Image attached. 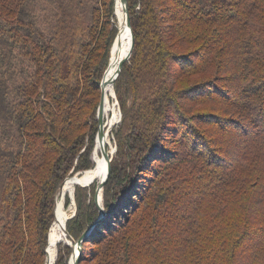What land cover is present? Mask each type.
I'll list each match as a JSON object with an SVG mask.
<instances>
[{
    "label": "trees",
    "instance_id": "trees-1",
    "mask_svg": "<svg viewBox=\"0 0 264 264\" xmlns=\"http://www.w3.org/2000/svg\"><path fill=\"white\" fill-rule=\"evenodd\" d=\"M126 3L133 48L113 83L121 120L105 214L90 183L104 159L76 182L90 184H75L59 231L76 240L92 226L77 264L88 243L94 264H264V0ZM112 7L0 0V264H44L53 240L54 258V205L57 218L72 177L61 183L92 166ZM186 74L203 76L176 87ZM70 251L62 244L53 264Z\"/></svg>",
    "mask_w": 264,
    "mask_h": 264
},
{
    "label": "rangeland",
    "instance_id": "rangeland-1",
    "mask_svg": "<svg viewBox=\"0 0 264 264\" xmlns=\"http://www.w3.org/2000/svg\"><path fill=\"white\" fill-rule=\"evenodd\" d=\"M113 12H112V19H111V24L112 25H114V26H116V28H117V31H118V27H117V17H116V15H115V0H113ZM120 24L121 23H119L118 24V26H119V28H120ZM117 34V33H116ZM115 37H116V35H115ZM115 37H114V39H115ZM114 39H113V41H114ZM113 43V42H112ZM184 48L185 47H187V48H190L191 46L190 45H186V46H183ZM110 55H111V48H110V52H109V63H110ZM120 56H121V51H120ZM109 68H110V65H108V68H107V70H106V72L108 73V70H109ZM105 71V70H104ZM107 73H105V78H106V76H107ZM103 74H104V72H103ZM206 75V74H205ZM200 76H203L202 74H197V75H194V74H192V75H190V74H186V75H181L180 77H178L177 79H176V83H175V86L176 87H179L180 85H182V84H187V83H190V81H193V79H195L196 77H200ZM102 77H103V75H102ZM112 86V93H111V95L109 96L108 94H107V92H106V89H105V91H104V115L106 114V116H104V122H106V125H107V121H108V118L110 117V115L112 114V107H111V105L112 104H116L117 105V108H118V111H120V106H119V103H118V100H117V97H116V93H115V89H114V85H111ZM113 95V96H112ZM97 112V111H96ZM120 113H121V111H120ZM120 120H121V116H118V118H116L115 120H114V123L112 124V125H108V126H105V134L108 136V140H109V142L107 141L106 142V150L109 152V155H110V162L112 161V159L114 158V156L116 155V150H117V143H116V139H115V135H114V132H115V127L119 124V122H120ZM229 132V131H228ZM230 133V135H232L233 134V132L231 131V132H229ZM106 135H105V137H106ZM101 141H94V145H95V147H96V144H98V145H100L99 143H100ZM94 145H93V148H92V150H91V153H90V158H91V161H92V166L90 167V168H92L94 165H95V158H94V155H93V149H94ZM198 151L199 152H201V153H203V154H206V150L205 149H198ZM232 158V157H231ZM110 162H109V164H110ZM155 164L156 165H159V160H156L155 161ZM100 165V164H99ZM89 169V168H88ZM82 171H84V170H79V171H76V172H73L72 174H70V175H67L64 179H63V181H62V183L61 184H63V182L65 181V179L68 177V176H71V177H73L77 172H82ZM147 172H149V171H147ZM151 173V172H150ZM79 174V173H78ZM147 179V175H145V178H140V180H138V184L139 185H136L135 187L137 188V189H141V187H142V185L144 184V183H147L146 180ZM79 181V180H78ZM92 183L94 182L96 185H97V180H92L91 181ZM137 183V182H136ZM75 184H76V182H74V187H75ZM76 185H78V184H76ZM80 186H82V185H80ZM73 190H74V188H73ZM121 191H122V189H121ZM58 192V191H57ZM102 192H103V187H102V189L98 192V195H100V197H101V203H102ZM95 194H96V187H95V193H94V197H95ZM57 195V194H56ZM131 195H133V193L131 194ZM55 199H56V197H55ZM62 207L64 208V210L68 213V217H70L71 216V214L74 212L75 213V210H76V203H75V199H74V191H73V197H72V194L71 193H69V192H66L65 193V195H64V198H63V201H62ZM103 208V207H102ZM54 210H55V205H54ZM105 214V212L103 213V215ZM125 214L126 215H128V214H130V213H128V212H125ZM99 215H101V214H99ZM102 215V216H103ZM101 216V217H102ZM131 216L132 217H134L135 216V214L134 213H132L131 214ZM130 216V217H131ZM99 220V219H98ZM54 221V220H53ZM53 221L51 222V224H50V226H49V229H48V233H50V230H51V228H52V223H53ZM59 227H60V223H59V226H58V229H57V231H58V234L57 235H63V237H62V239H60V240H58L57 242H56V245H55V258L57 257V253H58V249H59V247H61L62 246V244H67L66 243V240H72V238L70 237V236H66V234H65V231L63 232V231H59ZM47 236H48V234H47ZM74 240V239H73ZM48 241V240H47ZM59 243H61V246H58L59 245ZM47 245H48V242H47V244H46V247L45 248H47ZM70 247H71V251H70V253H69V255L67 256V258H66V260H65V262H66V264H69V262H70V258H71V253H72V250H73V244H68ZM96 244H90V243H88L87 245H86V247H85V258L83 259V260H81V264H94V262H95V260L94 259H92V253L94 252V250L96 249ZM49 248V247H48ZM45 261H46V257H45ZM44 261V262H45ZM263 264V263H262Z\"/></svg>",
    "mask_w": 264,
    "mask_h": 264
},
{
    "label": "water",
    "instance_id": "water-1",
    "mask_svg": "<svg viewBox=\"0 0 264 264\" xmlns=\"http://www.w3.org/2000/svg\"><path fill=\"white\" fill-rule=\"evenodd\" d=\"M121 2H122L123 7H124L125 22H126V26L128 28V31H129V35H130V43H129V48H128L127 52L124 55H122L120 57V59H119V62H118V65L116 67V70L114 72V75L110 79L111 85H113L114 80L116 79L117 75L119 74L123 63L129 58V56L131 54V51H132V48H133V34H132L131 26H130V18H129V14H128V10H127V3H126V0H121ZM118 36H119V31H117L116 37H115V39H114V41H113V43L111 45V50H112L114 42H115V40L117 39ZM108 65H109V62H108ZM108 65H107V67H106V69L104 71L103 77H102V79L100 81V99H99V103H98V106H97V112H96L98 129H97L96 136H95V142L96 141H101L102 142V137H103V134L105 133L106 122H104V111H103L104 110V106L103 105H104L105 73H106V70L108 68ZM119 116H121L120 111H119ZM100 153L103 155V157L106 160V171H105V174L103 175V177H101L99 179V181L97 182L96 194H95L94 200H95L96 205L99 208V211H100V214H101L100 217H101L103 215L104 211H103V208H102L101 197H100V195H98V192L102 189L103 184L106 182V180L108 178V175H109V172H110V164H109L110 155H109V152L106 150V146L105 145H102ZM78 173H80V172H77L76 174H78ZM90 183H92V182H90ZM89 184H86V185L78 184V185L87 186ZM61 185H60V187H61ZM60 187H59V189H60ZM72 197H73V192H72ZM73 215H74V212L71 214L70 217H72ZM54 216H55V210H54ZM70 217H67L66 220L68 218H70ZM91 227L92 226H89L76 240H73V239L69 240V241L66 240L67 244H70V245L73 244V250H72V253H71V257H73V264H77V262H78L79 253H80V250H81V243L87 237V235H89ZM64 228H65V224H64ZM65 233H66V236H68V234L66 232V228H65ZM48 239H49V233H48V236H47V240ZM45 252H46V248H45ZM54 260H55V255H54L53 260L50 263L47 262V257H46V261H45L44 264H53Z\"/></svg>",
    "mask_w": 264,
    "mask_h": 264
},
{
    "label": "bare ground",
    "instance_id": "bare-ground-1",
    "mask_svg": "<svg viewBox=\"0 0 264 264\" xmlns=\"http://www.w3.org/2000/svg\"><path fill=\"white\" fill-rule=\"evenodd\" d=\"M115 10H116L117 14L119 15V17L121 18V22H120L121 24H120V28H118L119 36L115 40L114 45H113L112 50H111V55H110V68H109L108 73H107V76L105 78L104 91L106 89V92H107V94L109 96L112 93V90H111L112 89V86H111V83H110V79L114 75L115 67H117L118 62H119V59L121 57L120 56V51L122 49V44L126 42L128 36H129V31H128V28H127L126 22H125L124 7H123V4H122L121 0H115ZM111 107H112V114L108 118V121H107V125L106 126L112 125L114 123V120L116 118H118V116H119V111H118L117 105L116 104H112ZM107 141L109 142L108 136H107ZM104 159L105 158L102 155L100 157V159H98L95 162V165L92 168L85 169L84 171L80 172L79 174L74 175L71 178V180L69 181V183H68V192L72 194L73 188H74V182H77L78 180H82L84 177H86V176L90 175L91 173L95 172L97 169L99 170V168L102 167V164H103V160ZM63 216L68 217V213L65 210L63 212L59 213L57 215V218L55 217L56 220H55V222L53 224V237H55L58 234L57 229H58L60 220H61V218ZM53 246H54V240L52 241L51 245L47 249L48 252H49V254L46 255L47 262H49L48 260L50 258V252L52 251ZM47 250H46V252H47Z\"/></svg>",
    "mask_w": 264,
    "mask_h": 264
}]
</instances>
